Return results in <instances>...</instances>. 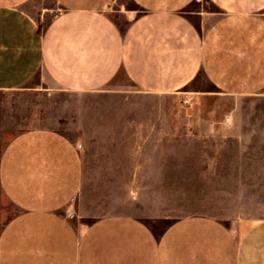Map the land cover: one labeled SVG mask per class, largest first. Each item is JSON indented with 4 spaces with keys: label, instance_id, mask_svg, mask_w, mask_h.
Masks as SVG:
<instances>
[{
    "label": "crops",
    "instance_id": "1",
    "mask_svg": "<svg viewBox=\"0 0 264 264\" xmlns=\"http://www.w3.org/2000/svg\"><path fill=\"white\" fill-rule=\"evenodd\" d=\"M48 1L55 11L0 0V93L35 79L91 94L120 75L152 96L183 93L200 75L223 95L264 90V0ZM120 130L143 148L139 128ZM81 184L80 153L62 134L11 139L0 151V194L14 211L0 264H264V220L187 217L161 232L123 214L86 223L66 211Z\"/></svg>",
    "mask_w": 264,
    "mask_h": 264
},
{
    "label": "rangeland",
    "instance_id": "2",
    "mask_svg": "<svg viewBox=\"0 0 264 264\" xmlns=\"http://www.w3.org/2000/svg\"><path fill=\"white\" fill-rule=\"evenodd\" d=\"M122 127L140 129L142 149L127 145L137 135ZM40 129L78 148L82 184L66 211L83 222L123 214L161 232L187 217L264 220V90L223 95L200 75L183 93L152 96L120 75L91 94L44 90L35 79L0 93V151ZM13 213L0 194V229Z\"/></svg>",
    "mask_w": 264,
    "mask_h": 264
}]
</instances>
